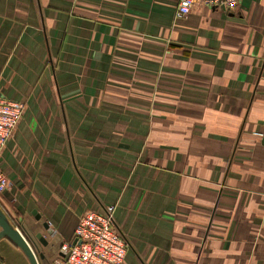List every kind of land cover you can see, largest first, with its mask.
<instances>
[{
    "label": "crops",
    "instance_id": "obj_1",
    "mask_svg": "<svg viewBox=\"0 0 264 264\" xmlns=\"http://www.w3.org/2000/svg\"><path fill=\"white\" fill-rule=\"evenodd\" d=\"M176 8L0 0V95L28 104L0 208L40 264L112 205L124 264H264V0Z\"/></svg>",
    "mask_w": 264,
    "mask_h": 264
},
{
    "label": "built area",
    "instance_id": "obj_2",
    "mask_svg": "<svg viewBox=\"0 0 264 264\" xmlns=\"http://www.w3.org/2000/svg\"><path fill=\"white\" fill-rule=\"evenodd\" d=\"M197 5L234 12L240 0H177L175 19H186ZM26 111V103L0 95V193L12 182L3 170V152L14 137ZM116 206L102 212L88 211L79 220L73 241L64 242L54 264H124L129 245L115 221Z\"/></svg>",
    "mask_w": 264,
    "mask_h": 264
},
{
    "label": "water",
    "instance_id": "obj_3",
    "mask_svg": "<svg viewBox=\"0 0 264 264\" xmlns=\"http://www.w3.org/2000/svg\"><path fill=\"white\" fill-rule=\"evenodd\" d=\"M44 227L49 234H52L47 223ZM36 238L43 247H48L49 243L42 234H37ZM1 239L10 240L24 253L30 264H40V259H45L44 253L35 252L21 230L10 221L6 213L0 208V240Z\"/></svg>",
    "mask_w": 264,
    "mask_h": 264
},
{
    "label": "rangeland",
    "instance_id": "obj_4",
    "mask_svg": "<svg viewBox=\"0 0 264 264\" xmlns=\"http://www.w3.org/2000/svg\"><path fill=\"white\" fill-rule=\"evenodd\" d=\"M27 109H28V104L26 105V111H27ZM26 111H25V113H26ZM24 115H25V114H24ZM21 121H22V120H21ZM20 123H21V122H20ZM17 129H18V127H17ZM17 129H16V130H17ZM10 189H12V187H11ZM10 189H9V190H10ZM9 190H7V191H9ZM7 191H5V192H3V193H0V196L3 195V194H5ZM16 213H18V212H16ZM33 249H34V247H33ZM34 250H35V252H37L36 249H34ZM0 261H2V260H0Z\"/></svg>",
    "mask_w": 264,
    "mask_h": 264
}]
</instances>
